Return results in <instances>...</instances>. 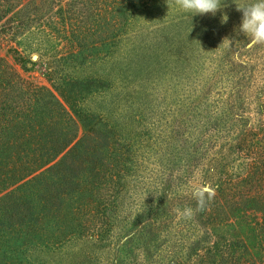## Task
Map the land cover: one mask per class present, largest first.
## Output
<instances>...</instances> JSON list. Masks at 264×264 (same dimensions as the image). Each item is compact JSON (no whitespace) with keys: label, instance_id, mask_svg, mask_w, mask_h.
<instances>
[{"label":"rangeland","instance_id":"rangeland-1","mask_svg":"<svg viewBox=\"0 0 264 264\" xmlns=\"http://www.w3.org/2000/svg\"><path fill=\"white\" fill-rule=\"evenodd\" d=\"M254 2L221 0L215 15H194L171 0H144L114 26L96 18L82 49L61 25L37 24L20 34L0 28V60L31 88L49 91L79 136V115L99 122L107 145L103 161L122 163L118 207L105 236L26 245V264L187 262L203 235H188L185 222L192 217L181 215L184 197L205 189L201 171L216 151L204 150V125L230 124L231 103L256 124L264 103V91L261 99L255 96L264 82V45H251L239 32L243 14L237 7ZM238 86V97L231 96ZM40 99L48 102V92ZM164 200L171 218L164 226L156 223L151 243V212Z\"/></svg>","mask_w":264,"mask_h":264},{"label":"trees","instance_id":"trees-1","mask_svg":"<svg viewBox=\"0 0 264 264\" xmlns=\"http://www.w3.org/2000/svg\"><path fill=\"white\" fill-rule=\"evenodd\" d=\"M143 1L0 0V28L20 34L37 24L61 25L82 49L96 18L114 26ZM43 90L50 97L46 103L40 99ZM263 91L264 82L255 96L261 99ZM240 92L238 86L231 96ZM55 108L61 115L54 116ZM229 110L230 124L204 125V150L214 146L216 151L201 171V191L214 189V194L204 211L197 210L193 191L184 197L194 212L185 222L188 235H203L184 264H264V103L256 124L233 103ZM78 122L80 136L76 122L49 91L31 88L0 60V264H26V245L105 236L118 207L122 163L110 167L103 161L107 145L99 122L80 115ZM166 203L151 212V243L157 240L156 223L164 226L171 218Z\"/></svg>","mask_w":264,"mask_h":264},{"label":"clouds","instance_id":"clouds-1","mask_svg":"<svg viewBox=\"0 0 264 264\" xmlns=\"http://www.w3.org/2000/svg\"><path fill=\"white\" fill-rule=\"evenodd\" d=\"M171 2L184 12L193 13L194 15L207 13L215 15L224 6L221 5V0H171ZM237 10L242 11L243 14L239 32L250 38L251 45H264V0H255L254 3L237 7ZM227 20V15H223L221 22L226 23ZM213 194L214 189H210L207 194L200 189L194 190L193 196L197 200L198 211L205 210V205L211 200ZM193 214V209L190 207L185 208L181 213L185 218H191Z\"/></svg>","mask_w":264,"mask_h":264}]
</instances>
